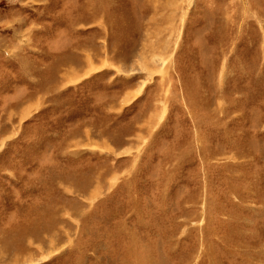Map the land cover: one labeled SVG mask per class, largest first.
Masks as SVG:
<instances>
[{
	"label": "rangeland",
	"instance_id": "obj_1",
	"mask_svg": "<svg viewBox=\"0 0 264 264\" xmlns=\"http://www.w3.org/2000/svg\"><path fill=\"white\" fill-rule=\"evenodd\" d=\"M0 264H264V0H0Z\"/></svg>",
	"mask_w": 264,
	"mask_h": 264
}]
</instances>
